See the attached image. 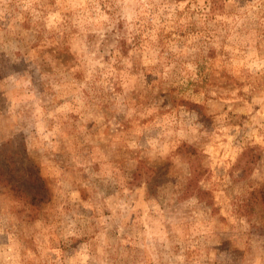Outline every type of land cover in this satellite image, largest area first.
I'll return each instance as SVG.
<instances>
[{
  "label": "clouds",
  "instance_id": "clouds-1",
  "mask_svg": "<svg viewBox=\"0 0 264 264\" xmlns=\"http://www.w3.org/2000/svg\"><path fill=\"white\" fill-rule=\"evenodd\" d=\"M0 264H264V0H0Z\"/></svg>",
  "mask_w": 264,
  "mask_h": 264
},
{
  "label": "rangeland",
  "instance_id": "rangeland-1",
  "mask_svg": "<svg viewBox=\"0 0 264 264\" xmlns=\"http://www.w3.org/2000/svg\"><path fill=\"white\" fill-rule=\"evenodd\" d=\"M213 2L215 4V0H213ZM215 10L216 9L214 8L213 11ZM50 54L55 55V52L50 50ZM234 83L235 82L233 81V78L225 68L220 70L218 75L216 73L206 75L202 87L221 88L227 90L228 88L232 87ZM236 86L240 85L236 84Z\"/></svg>",
  "mask_w": 264,
  "mask_h": 264
}]
</instances>
